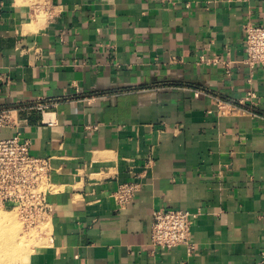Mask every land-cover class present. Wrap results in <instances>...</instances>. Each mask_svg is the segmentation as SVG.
Instances as JSON below:
<instances>
[{"label":"crops","instance_id":"obj_1","mask_svg":"<svg viewBox=\"0 0 264 264\" xmlns=\"http://www.w3.org/2000/svg\"><path fill=\"white\" fill-rule=\"evenodd\" d=\"M247 22L264 27V0H0V108L19 116L0 140L51 165L28 264H264V69L244 62ZM167 209L197 214L191 248L152 246Z\"/></svg>","mask_w":264,"mask_h":264},{"label":"built area","instance_id":"obj_2","mask_svg":"<svg viewBox=\"0 0 264 264\" xmlns=\"http://www.w3.org/2000/svg\"><path fill=\"white\" fill-rule=\"evenodd\" d=\"M243 31L245 64L250 69H264V27L247 22L243 25ZM55 105V102L43 101L29 107L44 114ZM218 106L220 113H229L228 104L219 102ZM18 123L17 109L0 108V129L17 128ZM50 173V159L34 156L30 141L21 140L18 136L0 140V209L15 212L28 226L47 221L50 213L47 203ZM137 191L138 186L134 183L121 185L113 196L117 206L121 208L132 203ZM196 217L197 214L183 210L154 212L152 246L165 250L179 246L191 248Z\"/></svg>","mask_w":264,"mask_h":264},{"label":"rangeland","instance_id":"obj_3","mask_svg":"<svg viewBox=\"0 0 264 264\" xmlns=\"http://www.w3.org/2000/svg\"><path fill=\"white\" fill-rule=\"evenodd\" d=\"M47 221L28 226L10 210L0 209V264H28L44 242Z\"/></svg>","mask_w":264,"mask_h":264}]
</instances>
